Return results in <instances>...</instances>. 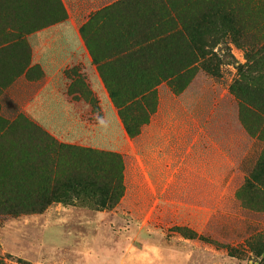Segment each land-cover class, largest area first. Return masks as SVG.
Masks as SVG:
<instances>
[{
	"label": "rangeland",
	"instance_id": "374dc122",
	"mask_svg": "<svg viewBox=\"0 0 264 264\" xmlns=\"http://www.w3.org/2000/svg\"><path fill=\"white\" fill-rule=\"evenodd\" d=\"M102 1L84 36L98 56L122 52L117 102L155 90L151 111H126L142 122L123 170L106 153L54 148L19 113L32 91L19 79L26 35L65 7L0 0V264H264V196L243 188L264 176V131L253 134L264 124V0ZM173 71L183 74L170 82ZM191 142L206 146L207 168L186 166Z\"/></svg>",
	"mask_w": 264,
	"mask_h": 264
},
{
	"label": "crops",
	"instance_id": "0c3cea01",
	"mask_svg": "<svg viewBox=\"0 0 264 264\" xmlns=\"http://www.w3.org/2000/svg\"><path fill=\"white\" fill-rule=\"evenodd\" d=\"M102 2L62 0L63 19L26 35L29 63L19 79L30 84L32 91L23 100L19 113L41 129V139H48L54 148H89L122 158L125 153L137 152L134 144L137 138L129 137L119 114L121 106L115 103L107 85L110 83L114 91L122 95L121 86L117 88L112 83L113 61L116 65L119 63L121 79L122 52L113 56L111 50L106 52L105 48L98 56L89 48L84 36L90 14L99 9ZM102 43L106 46L111 40L105 38ZM115 75H118L117 70ZM166 137V166L175 167V147L170 145V134ZM186 159L189 164L184 162V165L190 168H207L206 146L191 142L185 147L183 160ZM192 160L199 163L193 166Z\"/></svg>",
	"mask_w": 264,
	"mask_h": 264
},
{
	"label": "trees",
	"instance_id": "16d2710c",
	"mask_svg": "<svg viewBox=\"0 0 264 264\" xmlns=\"http://www.w3.org/2000/svg\"><path fill=\"white\" fill-rule=\"evenodd\" d=\"M81 30H84V28H81ZM182 74H183L182 71H173L167 76V79H168V81L172 82L176 78L180 77ZM107 85L111 91L112 97L115 99V103L118 104L119 106H121V108L119 109V114L123 120V123L125 125V129H126L127 133L131 137L137 135L140 132V128H139L140 126L139 125L142 121H137V124H133L135 126H131L132 124H130L125 117L126 111L129 109H138L140 111L144 110V112L145 111H151L152 108H150V109L148 108L146 100L149 96H155L154 88L150 87V88H146V89L135 90L133 93H131V94L129 93L128 97H127V93L125 92V95H124V98L122 99V101L117 102L116 97L119 95L118 91H114V89L112 88L110 83H108ZM244 107H245V105H241L242 109ZM253 109H255L254 113H255V115L258 119V122H259L261 120V116L259 115L260 110L258 109V107L254 108V106H253ZM146 122H148V118H146L145 123ZM255 129H256V132H254L253 134L258 133V135H261L264 131V124L263 123L261 124V122H259L255 126ZM81 150H85V151L93 152V153H99V154L104 153V152L92 150L89 148H87V149L81 148ZM106 154L110 157L115 158L118 161L119 168H121V170H123V161L119 155L114 154V153H106ZM256 175L251 173V175L247 179H245V182L243 184V188H246L247 190L251 191L254 194L264 196V176L260 175V174H256ZM121 180H122V173H120V182H121ZM114 188H113V190H114ZM108 189H110V188H108Z\"/></svg>",
	"mask_w": 264,
	"mask_h": 264
}]
</instances>
